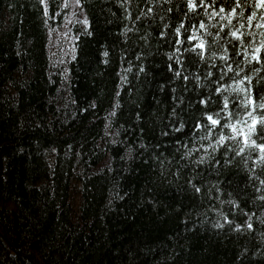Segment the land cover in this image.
Masks as SVG:
<instances>
[{
	"label": "trees",
	"instance_id": "trees-1",
	"mask_svg": "<svg viewBox=\"0 0 264 264\" xmlns=\"http://www.w3.org/2000/svg\"><path fill=\"white\" fill-rule=\"evenodd\" d=\"M252 2L239 47L209 15L223 3L0 0V264H264L259 152L192 135L234 88H264ZM225 54L240 76L219 79Z\"/></svg>",
	"mask_w": 264,
	"mask_h": 264
},
{
	"label": "snow or ice",
	"instance_id": "snow-or-ice-1",
	"mask_svg": "<svg viewBox=\"0 0 264 264\" xmlns=\"http://www.w3.org/2000/svg\"><path fill=\"white\" fill-rule=\"evenodd\" d=\"M168 2V0H165ZM79 3V0H77ZM188 9L190 11H195L199 7H212L215 8L217 3H223L228 5L227 7H219L214 13H209L213 19L219 17L222 20L227 22L229 31L226 32V36H230L232 40L239 41V47H244L245 43L243 37L248 33L241 31L245 28V23L233 24L234 18L244 17L243 9L249 5V0H186ZM251 7L254 9L251 13L246 17L247 25L249 27L252 26L253 21H257L256 27L257 28H264V0H253ZM171 11V9H169ZM259 13V15H258ZM208 26L205 24H201V29H206ZM184 28V25L181 24L179 27L175 29L177 36L179 37L181 29ZM186 30V29H185ZM218 31H224L223 27H220ZM211 35V33H209ZM251 35L255 36L256 33L253 32ZM260 35L264 36V33H260ZM193 39H196L193 37ZM215 39L220 40L222 39L219 36H216ZM231 43V41H229ZM177 44H182V42L177 39ZM234 48L236 45L233 46ZM247 47L254 50L251 56L245 54V58L248 60V63H251L255 60L257 63L264 64V59H262L257 53L260 52L261 48H264V42H261L259 46H257L254 42H248ZM198 50V51H197ZM192 51H197V54L204 57L205 54H209L212 56L216 55V52L211 50V46H207L203 40H201L198 44H196L195 48ZM225 53H227V49H225ZM235 54V53H234ZM171 59V57H169ZM220 59L225 62L227 65L226 70L221 68V76L219 79H223L227 73L232 72L235 76H240L241 72L243 71L240 68V61H233L237 65L236 69H233L231 64L228 63L230 57L225 54L220 56ZM213 67L215 65H212ZM170 70L172 66L169 65ZM257 72L259 70H256ZM176 76H180L181 73L179 71H175ZM213 74L211 72L208 73V76L211 77ZM233 77V79H234ZM185 80H188V76L183 77ZM247 81L249 85L252 84V79L250 76L242 77L239 81L240 84H243ZM219 83V80L215 81ZM214 91H221L220 89H216ZM233 91L237 93H242L243 98L241 99L239 96L237 99L229 100L227 96H225L222 100V107L217 112H214L211 115H207L206 119L208 124H204L198 121L194 125V130L192 135L195 136L196 132L204 130L207 135L199 137V139H208L211 133L217 129H228L231 135H226L223 132L219 135L216 139L215 144H212L211 147L213 150L216 149V145H220L221 147H225V144L229 140H236L238 141L242 147L236 152L237 155H241L244 153L245 149H256L259 152V161L264 162V88H259L255 92L251 87H237L234 88ZM210 99V98H209ZM208 99H202L200 103L207 107ZM230 103L234 107H230ZM244 109V113L241 115L236 109ZM227 113L225 116H222L221 113ZM175 109H173V115H175ZM223 121V122H222ZM234 121V122H233ZM184 128V123L181 120L179 127L175 130L177 132L181 131ZM167 135V133H164ZM253 137H256L255 139ZM232 149L225 147V152L230 151ZM207 151V149H205ZM198 162H202L198 161ZM217 163H219L217 161ZM264 183V181H262ZM199 191V188L196 189ZM249 227L251 225L249 224Z\"/></svg>",
	"mask_w": 264,
	"mask_h": 264
},
{
	"label": "rangeland",
	"instance_id": "rangeland-1",
	"mask_svg": "<svg viewBox=\"0 0 264 264\" xmlns=\"http://www.w3.org/2000/svg\"><path fill=\"white\" fill-rule=\"evenodd\" d=\"M69 1V3H70V5L72 6V8H73V15L75 14V11H76V3H75V0H68Z\"/></svg>",
	"mask_w": 264,
	"mask_h": 264
}]
</instances>
